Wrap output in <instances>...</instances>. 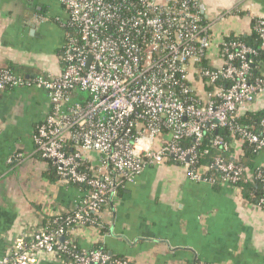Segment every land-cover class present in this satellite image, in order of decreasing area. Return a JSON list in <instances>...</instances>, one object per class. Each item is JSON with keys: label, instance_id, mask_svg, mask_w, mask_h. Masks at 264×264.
Masks as SVG:
<instances>
[{"label": "built area", "instance_id": "built-area-1", "mask_svg": "<svg viewBox=\"0 0 264 264\" xmlns=\"http://www.w3.org/2000/svg\"><path fill=\"white\" fill-rule=\"evenodd\" d=\"M59 2L68 15L62 24L79 37L66 34L60 75L23 78L1 69L0 90L46 92L51 107L34 134L37 152L84 196L74 211L53 217L57 228L38 226L0 264H37L41 256L63 260L61 255L68 264H135L82 249L67 232L97 224L91 214L101 218L118 189L135 184L149 167L176 164L193 182L239 188L243 169L234 158L199 168L197 149L207 133L227 129L238 143L264 152V117L256 128L237 123L264 97V72L254 78L252 71L257 51L228 35L219 42L215 36L218 24L246 9L206 21L197 0ZM246 13L264 48V18ZM215 47L218 60L211 58ZM189 140L193 144L186 146ZM212 142L230 152L237 141L216 136ZM256 173L264 182V164ZM257 207L264 211V198Z\"/></svg>", "mask_w": 264, "mask_h": 264}, {"label": "crops", "instance_id": "crops-1", "mask_svg": "<svg viewBox=\"0 0 264 264\" xmlns=\"http://www.w3.org/2000/svg\"><path fill=\"white\" fill-rule=\"evenodd\" d=\"M197 1L206 21L239 7L264 18V0ZM246 12L215 27L218 42L254 35ZM67 21L59 0H0V70L12 66L27 78L60 75L67 37L61 23ZM211 53L219 59L216 47ZM50 107L42 90H0V259L14 244L29 241L45 217L74 211L84 196L47 173L37 152L34 134ZM249 108L264 110V97ZM112 202L101 213L107 231L73 233L82 249L103 245L135 264H264V211L240 188L193 182L183 167L169 163L147 168ZM37 264L68 263L41 256Z\"/></svg>", "mask_w": 264, "mask_h": 264}, {"label": "trees", "instance_id": "trees-1", "mask_svg": "<svg viewBox=\"0 0 264 264\" xmlns=\"http://www.w3.org/2000/svg\"><path fill=\"white\" fill-rule=\"evenodd\" d=\"M243 14V13H242ZM61 27L65 31V33H69L73 35L74 37H78L77 30L74 28H68L65 25L61 23ZM79 38V37H78ZM229 39L231 40H239L241 42L247 43L251 46H253L257 53L254 56V67L252 69L253 71V77L257 78L264 72V48L262 47L261 41L258 39L257 35L254 34L252 37L250 36H237V35H230ZM67 40V39H66ZM2 69H7L11 71L12 73L21 76L25 78V76H22L16 72V70L11 67H6ZM8 88L7 90H9ZM205 90H210V88H205ZM244 116H240L238 119V124L241 127H249V128H256L259 121L264 117V110L262 111H254L253 109L247 110L244 114ZM216 136H221L225 140H228L230 142L237 141L235 145L231 148L230 152H224L223 150L215 147L213 145V139ZM239 138L236 136H233L232 133H230L227 129H219L216 132H209L206 134L204 140L201 142V144L198 146V167L199 168H205L211 166L216 158H222L226 161L232 160L234 158V161L237 162L243 169V175L241 180L238 183V187L242 190L243 196L250 201L252 204L257 206L259 204V201L264 198V182L261 181V179L258 177L257 169L259 167V158L261 154L264 152H255L254 149L248 144H240L238 143ZM193 141L189 140L185 143L186 146L192 145ZM236 151V154L234 153ZM70 152V151H69ZM71 153V152H70ZM43 161L47 164V173L51 174L52 176L56 178H60L57 174L56 167L51 163L43 159ZM83 170H87L86 165L81 166ZM210 175H215L217 178L220 179V175L216 173L214 170L209 171ZM77 187L81 188V186L76 185ZM126 187V186H125ZM125 187H120L117 191V196L120 197L122 192L124 191ZM115 197V198H116ZM111 200H108L106 204L102 207V211L104 210H110L111 205L113 202H110ZM63 214L62 216H65ZM91 219L97 224H89V227H96L102 230V232L107 231V225H105L100 218V215L91 214ZM43 227H46L48 229H55L58 227V224L55 223V219L53 217L44 218ZM67 238L73 239L71 232H67ZM74 240V239H73ZM75 242V241H74ZM76 243V242H75ZM93 249H100L104 253H107L108 255H111L113 259L118 260H128L121 256H116L113 254H110V252L103 246V245H97ZM61 258L64 261H68V258L64 255H61ZM133 262V261H132Z\"/></svg>", "mask_w": 264, "mask_h": 264}, {"label": "water", "instance_id": "water-1", "mask_svg": "<svg viewBox=\"0 0 264 264\" xmlns=\"http://www.w3.org/2000/svg\"><path fill=\"white\" fill-rule=\"evenodd\" d=\"M62 241H64V239H62Z\"/></svg>", "mask_w": 264, "mask_h": 264}]
</instances>
